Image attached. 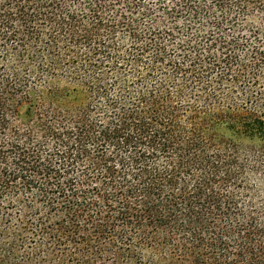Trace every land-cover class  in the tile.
<instances>
[{"label":"trees","instance_id":"1","mask_svg":"<svg viewBox=\"0 0 264 264\" xmlns=\"http://www.w3.org/2000/svg\"><path fill=\"white\" fill-rule=\"evenodd\" d=\"M0 264H264V0H0Z\"/></svg>","mask_w":264,"mask_h":264}]
</instances>
